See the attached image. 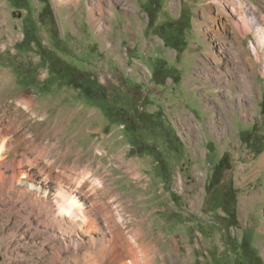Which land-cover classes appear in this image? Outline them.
<instances>
[{"label": "rangeland", "instance_id": "obj_1", "mask_svg": "<svg viewBox=\"0 0 264 264\" xmlns=\"http://www.w3.org/2000/svg\"><path fill=\"white\" fill-rule=\"evenodd\" d=\"M101 1L103 12L94 10L100 19L96 22L90 12L97 0L75 4L28 0V8L0 0V151L6 160L20 161L28 154L32 162L22 166L31 176L19 174L15 188L46 199L62 183L87 211L94 212L100 225L92 232L97 239L111 234L103 214L107 205L123 215L127 234L166 235L163 250L178 254V264H229L221 232H205L207 221L224 214L221 209L207 212V186L214 165L229 153L233 168L227 177H232L237 191L241 222L232 232L239 239L248 232L264 259V141L242 139L246 132L264 136V55L257 60L252 45V41L260 44L256 31L243 38L245 48H236L221 39L212 20L205 21L209 14L220 15L222 4L233 11L231 2L239 0ZM244 3L254 9L248 19L262 24L264 0ZM171 20L186 25L182 53L169 47L157 31V25ZM31 24L62 58L79 66L95 83L116 90L117 104L128 107L133 102L161 114L179 135L182 151L173 150L161 133L132 134L119 117L107 115L102 102L54 80L37 48L18 47ZM204 24L211 29L206 31ZM210 43L218 58L210 53ZM236 49L246 55L240 66L232 61ZM159 65L175 68L177 77H166L163 71L157 76ZM218 68L227 74L217 77ZM246 73L253 91L245 81L243 87L235 82ZM27 98L34 100L39 114L27 109ZM154 140L166 157V173L143 149ZM51 169L62 172L61 183ZM0 171L11 175L13 167L0 163ZM1 186L0 264L84 263V249L70 244L80 233L77 227L74 231L70 223L33 213L32 203ZM90 234H83L84 243ZM64 240L70 247L61 250ZM94 254L92 249L85 258ZM158 262L162 264L161 256Z\"/></svg>", "mask_w": 264, "mask_h": 264}, {"label": "bare ground", "instance_id": "obj_2", "mask_svg": "<svg viewBox=\"0 0 264 264\" xmlns=\"http://www.w3.org/2000/svg\"><path fill=\"white\" fill-rule=\"evenodd\" d=\"M64 1L75 4L80 0ZM231 3L234 6L233 11L228 10L225 5L221 3L223 6V12L220 15L209 14V16H207L208 18H206L205 21L212 20L220 30H216V32L221 34V39L230 42L232 45L236 46V48H245V46L243 45V38L246 34L251 33L252 31H256L260 44L257 45L254 41H252V45H254V52L257 55V60H262L264 55V11L260 16L262 24L259 21L251 22L248 17L251 14V10H254L253 7H245L244 0H239L237 3L232 1ZM247 5H249V3H247ZM96 9H102L101 0H97L95 5L91 8L90 12L92 13L91 17H93L96 22H99L100 19L95 17L94 10ZM204 25L207 27V24ZM204 25H202V27ZM210 27H207L205 30L208 31ZM212 46V43H210V53L213 54L214 58H218L215 55ZM218 48L220 52L223 50L224 47L222 43H220V47ZM245 59V53H243L239 49H236L234 51L232 61H234L237 66L243 64L245 62ZM214 74L217 77H221L223 75H226L227 72L218 68L217 71H214ZM243 81H245L252 90L251 82H249V73H246L245 75H238L236 77L235 82L239 84V87H243ZM25 103L27 105V109H29L30 112L34 111L35 113L39 114V112H37L38 110L36 109L37 107H35V102L32 98L25 99ZM64 121L65 117L61 119V122ZM2 136L3 131L0 130V137ZM58 142H53V145L57 146L61 141L59 143ZM63 153L66 154L65 151ZM0 163L4 164L7 168L11 167V165L13 167V172L11 175L0 171V184H2L1 187L3 190L10 192L11 194H13V196L18 197V199L28 200L30 203H32L34 206L32 210L33 213L45 217L46 219H53L54 221L58 220L64 224L70 223L73 225L71 229L74 231L76 227L78 228V231H80V233L77 232L78 234H76L75 237L73 236L70 244L75 247L84 249L83 264H106V262L108 261L111 264H159V256H161L162 264L179 263V258L177 257L178 254L176 255L173 252L163 250V245H165V243L167 242L166 235H157L156 233L154 234V232L153 234H127L123 227V215L120 214L119 211L114 212L113 209L109 208L107 205H104L103 211H105L103 214L104 218L106 219L107 225L111 229V234H102L100 238L97 239V237L92 234V232L97 231L99 225L94 212L89 210L87 211L84 208L81 200L78 199L77 195L74 192L69 191L64 185H62V179L60 178L63 175L62 172H58L57 174L55 169H51V173H56V176L60 180L61 185L58 188L57 193L54 194L53 197L45 199L43 197H38V193L35 191H30L29 189L17 190L14 186V183L17 180L19 174L24 173L28 176H31V173H29V171L26 172L22 168V166H24L23 164H32L28 154H26L25 157L20 161L6 160L3 152L0 151ZM261 163L264 164V156L261 159ZM95 182L96 184H102V180H96ZM143 225L144 224L141 225L142 229ZM85 233H91L87 237V243H84L83 239V234ZM70 244L69 242H66L64 240V244L60 249L65 250L66 248L70 247ZM92 249H94L95 254L90 256L89 258H85V256H87V253H89Z\"/></svg>", "mask_w": 264, "mask_h": 264}, {"label": "trees", "instance_id": "obj_3", "mask_svg": "<svg viewBox=\"0 0 264 264\" xmlns=\"http://www.w3.org/2000/svg\"><path fill=\"white\" fill-rule=\"evenodd\" d=\"M14 6L28 8V0H11ZM27 29L24 39L18 44L19 49L37 48L43 57V60L49 65L50 72L55 80H63L66 84L80 89L81 93L91 99L100 101L104 104V109L107 115L111 117H119L125 124L126 129L136 135L138 132H153L161 133V137L170 147L181 152L183 143L179 135L162 119L161 114L149 112L145 106L141 108L135 107L133 102H130L128 107L117 104L120 98L118 92L104 84L95 83L90 76L83 72L79 66L70 63L62 58L57 52L51 49L43 42V39L38 31L34 30L35 24ZM158 26V33L163 37L165 43L172 48H175L179 53H182L187 45L184 33L186 25L183 21L171 20L161 23ZM159 71H163L166 77H177L176 69L159 65L156 75ZM109 96L113 97L114 101H110ZM118 98V99H117ZM264 110V101H263ZM252 133L242 134V139L245 143L255 142L261 144L264 141V136H250ZM158 140V136H155ZM157 140L149 144H144L143 149L152 153L160 164L163 173L167 172V160L164 153L160 150ZM142 147L141 144L135 143V147ZM256 148V147H255ZM231 155L225 153L221 159L214 165L211 178L209 180L206 200L207 212H212L221 209L224 214H216L215 221H207L205 230L208 233L209 229L221 232V237L226 245V259L229 264H264L263 257L257 252L252 245L250 234L245 232L241 239L232 232V229L241 227V222L238 218V195L232 177H227V172L233 168ZM205 229V228H204ZM229 252V253H228Z\"/></svg>", "mask_w": 264, "mask_h": 264}]
</instances>
